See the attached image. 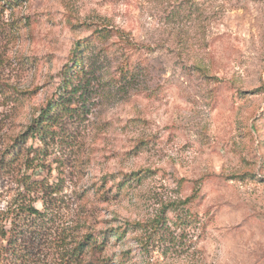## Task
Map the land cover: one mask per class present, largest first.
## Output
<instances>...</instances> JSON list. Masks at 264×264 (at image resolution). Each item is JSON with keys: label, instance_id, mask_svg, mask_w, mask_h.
Listing matches in <instances>:
<instances>
[{"label": "rangeland", "instance_id": "obj_1", "mask_svg": "<svg viewBox=\"0 0 264 264\" xmlns=\"http://www.w3.org/2000/svg\"><path fill=\"white\" fill-rule=\"evenodd\" d=\"M83 38L97 71L37 171L59 203L21 224L12 264H57L79 223L108 237L79 264H264V0H20L0 14V80L23 91L0 94V149ZM16 172H0V207Z\"/></svg>", "mask_w": 264, "mask_h": 264}, {"label": "trees", "instance_id": "obj_2", "mask_svg": "<svg viewBox=\"0 0 264 264\" xmlns=\"http://www.w3.org/2000/svg\"><path fill=\"white\" fill-rule=\"evenodd\" d=\"M20 0H0V14L12 9ZM19 18H13L8 27H20ZM95 34L104 36L107 31L101 27ZM91 45V40L79 39L74 43L68 62L63 65L61 81L57 91L25 125L24 129L9 136V141L0 149V172L16 167V189L6 205L0 207V264L25 262L28 250L21 241L22 223L40 224L53 212V206L59 203V188L53 182L37 175L45 164V146L53 138L60 118L73 114L79 108L72 101L77 92L83 96L89 88L92 77L97 71L96 61L84 54ZM134 76V67L126 57V80ZM23 91L17 90L0 80V94L6 99L17 101ZM32 143H28V140ZM40 204V207L36 205ZM22 224V225H21ZM21 225V226H20ZM24 226V225H23ZM113 236H120L119 229H113ZM70 231L61 233L56 240L57 264H79L87 255H95L105 249L108 237L106 230L89 228L79 223L74 235ZM106 258L99 264H106Z\"/></svg>", "mask_w": 264, "mask_h": 264}]
</instances>
